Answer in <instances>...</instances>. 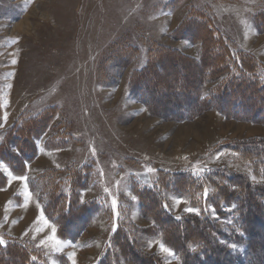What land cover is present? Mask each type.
I'll return each instance as SVG.
<instances>
[{"label": "rangeland", "instance_id": "obj_1", "mask_svg": "<svg viewBox=\"0 0 264 264\" xmlns=\"http://www.w3.org/2000/svg\"><path fill=\"white\" fill-rule=\"evenodd\" d=\"M192 10L207 15L233 50L264 64V31L254 24V17L264 14V0H0V130L22 115L54 109L37 144L34 172L72 164L91 167L81 200H95L101 210L83 236L70 243L80 264L102 253L119 211L135 227L143 252L157 255L163 264H179L158 235L138 232L152 222L142 216L131 186L150 188L158 171L199 175L221 167L264 183L219 148L230 140L264 138V125L225 118L214 110L191 119H167L152 114L131 94L130 77L145 67L154 45L198 60L199 44L173 34ZM167 58L161 59L164 73H159L165 81L180 75L177 63L163 62ZM219 82L206 81L201 94ZM168 104L164 112L174 108ZM57 131L69 136L70 144L48 150L43 142ZM34 191L39 198L40 191ZM164 202L175 217L198 213L177 195L165 194ZM226 245L236 256L244 249ZM53 260L48 255L50 264Z\"/></svg>", "mask_w": 264, "mask_h": 264}, {"label": "trees", "instance_id": "obj_2", "mask_svg": "<svg viewBox=\"0 0 264 264\" xmlns=\"http://www.w3.org/2000/svg\"><path fill=\"white\" fill-rule=\"evenodd\" d=\"M254 24L263 32L264 14L256 15ZM173 34L199 44L198 60L154 45L145 67L130 77L131 94L152 114L167 119H191L214 110L225 118L264 125V64L250 53L233 50L234 46L200 11L192 10ZM163 57H168L163 62L169 65L177 63L180 75L168 81L159 77L164 73L160 66ZM215 80L220 82L203 96L202 85ZM154 94L157 96L153 98ZM168 103L174 108L164 112ZM54 113L48 108L33 117L22 115L0 131V165L13 176H24L27 165L35 160L37 141ZM55 135L44 143L48 150L65 149L70 144L65 133L57 131ZM219 148L246 164L254 178L264 181V138L230 140ZM90 173L91 167L86 164H72L63 170H45L28 183L31 190L40 191L42 212L55 225L59 239L76 241L101 210L99 202L81 200V192L89 186ZM6 182L0 170V189ZM131 191L142 216L152 222L138 232L158 235L162 244L178 256L179 264H264V183L255 184L246 174L220 167L199 175L187 170L158 171L153 186L139 188L132 184ZM165 194L185 198L198 213L173 216L165 206ZM119 213L96 264H163L157 255L140 249L135 227L126 223L122 211ZM226 244L244 249L236 256ZM0 264L48 262L31 244L4 236L0 241Z\"/></svg>", "mask_w": 264, "mask_h": 264}, {"label": "crops", "instance_id": "obj_3", "mask_svg": "<svg viewBox=\"0 0 264 264\" xmlns=\"http://www.w3.org/2000/svg\"><path fill=\"white\" fill-rule=\"evenodd\" d=\"M45 141L46 139L43 145ZM39 155L37 149V157L33 162L28 164L25 175L21 177L13 176L4 165H0L3 166L2 170H0L7 177L5 186L0 189L1 242L4 240V236H8L23 243L31 244L46 256L48 264H50L48 255H51L54 259V262L51 264H74V262L75 264L76 262L80 264L82 261L76 260L77 255L72 251L71 242L57 237L55 225L46 219L37 194L28 186L29 181L39 174V171L34 172L35 167H32L36 165L34 163ZM100 255L101 253L98 257L97 255L94 256L89 264H92L94 261L96 264Z\"/></svg>", "mask_w": 264, "mask_h": 264}]
</instances>
